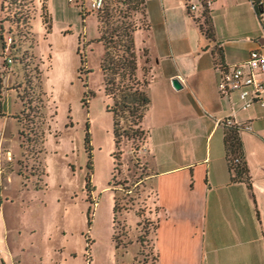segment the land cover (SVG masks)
Here are the masks:
<instances>
[{"label":"rangeland","instance_id":"1","mask_svg":"<svg viewBox=\"0 0 264 264\" xmlns=\"http://www.w3.org/2000/svg\"><path fill=\"white\" fill-rule=\"evenodd\" d=\"M92 10L91 0H0V264L4 252L7 264H156L144 135L127 117L131 137L116 146ZM125 20L132 37L146 29L141 10ZM134 50L147 80L146 50Z\"/></svg>","mask_w":264,"mask_h":264},{"label":"crops","instance_id":"2","mask_svg":"<svg viewBox=\"0 0 264 264\" xmlns=\"http://www.w3.org/2000/svg\"><path fill=\"white\" fill-rule=\"evenodd\" d=\"M189 1L146 0L148 27L133 35L149 60L138 157L157 209L156 264H264V105L240 109L236 92L217 90L220 67L264 53V22L251 0H211L207 37ZM228 116L250 126L238 133L246 179L228 167Z\"/></svg>","mask_w":264,"mask_h":264},{"label":"trees","instance_id":"3","mask_svg":"<svg viewBox=\"0 0 264 264\" xmlns=\"http://www.w3.org/2000/svg\"><path fill=\"white\" fill-rule=\"evenodd\" d=\"M145 1L146 0H103V5L100 9L92 10L93 12H97V31L100 34L98 41H101L104 45V53L100 68L103 73L104 93L110 99V103L107 104L106 110L112 114V129L117 147L122 137H131L128 133V129L121 124V120L127 119V117H131L130 122L132 126H135V129L131 126L134 135L140 133L144 135V139L146 137L145 131L141 128V120L150 103V98L146 89L147 80L140 81L139 77H137L136 54L132 37L135 26L131 22L125 20L131 10H141L146 21ZM251 2L254 5L259 19L264 22V9L261 8L259 0H251ZM119 4L128 5L123 9ZM116 13L119 15L117 21L119 23L114 24ZM190 13L193 19L198 23L201 31L207 37H211L212 32L209 21L210 8L201 4L196 11H190ZM120 17L122 19H120ZM147 27L148 24L146 21V28ZM222 127L224 130V144L228 167L234 179H246L247 168L242 159L241 143L238 136L240 130L237 126L223 124ZM118 154H120V150L114 153V156L118 157ZM116 164L112 172L111 183L115 179V171H118L120 163L117 162ZM143 167L146 169L144 164ZM145 175H147V172ZM85 187H88V181ZM117 211L118 201L116 198L113 206V223L116 221ZM156 225L157 220L154 230Z\"/></svg>","mask_w":264,"mask_h":264},{"label":"built area","instance_id":"4","mask_svg":"<svg viewBox=\"0 0 264 264\" xmlns=\"http://www.w3.org/2000/svg\"><path fill=\"white\" fill-rule=\"evenodd\" d=\"M210 3L211 0H192L187 3V8L196 11L201 4L209 7ZM259 4L264 9V1L259 0ZM91 5L93 10L100 9L103 0H91ZM217 90L221 96L236 92L240 109H246L256 102L264 105V53L253 49L242 63L220 67ZM219 122L221 125L237 126L239 130L250 129L249 125L240 124L230 116L219 119Z\"/></svg>","mask_w":264,"mask_h":264},{"label":"water","instance_id":"5","mask_svg":"<svg viewBox=\"0 0 264 264\" xmlns=\"http://www.w3.org/2000/svg\"><path fill=\"white\" fill-rule=\"evenodd\" d=\"M172 85L175 87V88H180L181 87V85H180V83L178 82V80L177 79H172Z\"/></svg>","mask_w":264,"mask_h":264}]
</instances>
